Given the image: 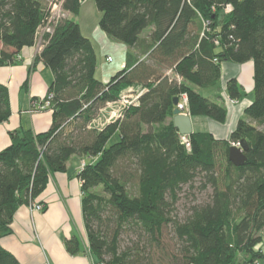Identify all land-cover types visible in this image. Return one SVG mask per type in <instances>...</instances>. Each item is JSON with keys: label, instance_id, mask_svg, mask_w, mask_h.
<instances>
[{"label": "trees", "instance_id": "trees-1", "mask_svg": "<svg viewBox=\"0 0 264 264\" xmlns=\"http://www.w3.org/2000/svg\"><path fill=\"white\" fill-rule=\"evenodd\" d=\"M85 1L100 13L99 30L129 50L124 68L107 83L95 79L94 50L74 20ZM49 3H61L67 18L42 38L33 65L42 64L53 79L47 96L31 103L50 101L51 126L38 134L12 132L0 151V239L11 234L16 211L43 193L49 177L81 156L96 159L78 172L95 264L263 260L264 0H0V68L17 64L20 52L35 45ZM249 61L254 99L229 138L193 132L183 144L172 124L173 99L185 94L189 116L222 124L221 99L199 91L217 84L222 63ZM127 88L144 91L137 106L100 130L90 127L98 110ZM226 91L233 101L243 96L235 79ZM9 116L8 89L0 84V124ZM115 134L118 140L107 146ZM241 141L248 146L246 163L234 167L228 151ZM197 179L200 194L210 189L200 203L191 194ZM183 187L195 202L180 218ZM63 243L69 255L79 253L78 236ZM0 264L20 263L0 245Z\"/></svg>", "mask_w": 264, "mask_h": 264}, {"label": "crops", "instance_id": "crops-1", "mask_svg": "<svg viewBox=\"0 0 264 264\" xmlns=\"http://www.w3.org/2000/svg\"><path fill=\"white\" fill-rule=\"evenodd\" d=\"M79 28L81 34L90 41L82 33L80 25ZM121 48L117 72L124 68L125 56L129 51L127 47ZM39 52L36 46L23 49L17 64L0 68V84L8 89L10 107L8 120L0 124V151L9 145V134L12 132L30 130L38 134L46 132L51 126V112H33L30 109L32 99L47 96L53 79L51 71L42 64L33 65ZM108 58L110 57L106 55L100 64L96 59L95 79L101 83L108 82L117 73L108 66L113 63V60L107 61ZM230 79L236 80L243 95L235 104L230 103L226 91V83ZM200 91H205L206 98H220L227 113L222 124L205 118L208 129L202 133H210L217 140H227L238 120L243 117L245 108L254 99L252 62L222 63L217 84ZM193 118L190 116L192 133L200 132L194 130ZM90 160L74 156L68 161L66 172L49 177L45 190L35 200L43 205V212L30 214L27 206L16 211L10 226L11 234L1 238L0 245L13 254L20 264H95L88 249L81 209V183L78 179L81 166ZM73 235L81 240L80 251L75 256L66 252L63 243Z\"/></svg>", "mask_w": 264, "mask_h": 264}, {"label": "rangeland", "instance_id": "rangeland-1", "mask_svg": "<svg viewBox=\"0 0 264 264\" xmlns=\"http://www.w3.org/2000/svg\"><path fill=\"white\" fill-rule=\"evenodd\" d=\"M51 6L52 5H50V3H49V4H47L46 8L51 7ZM59 10H60V8L57 7V11H59ZM99 18H100V13L97 11L94 2L93 1H85L81 4L79 14L74 18V20H75V22H77L80 25V27L82 29V33L90 39V41L93 45L92 48H94V50H95L96 59H97V61H99L98 64H100L103 60H105V56L107 55L111 58L110 62H111V60H113V63L108 65V66L111 69H115L116 70L115 72H117L118 71V69H117L118 63H119V60L121 58V50H122L121 47H124V49H126V47H125V45L120 44L118 42H115L112 39L108 38L102 31H100L98 29ZM146 31L147 30H145L144 33H146ZM52 33H53V31H52ZM42 38H41V34L39 33V35H37V41L34 45V46H36L37 50H39V51L42 48V41H44ZM38 41H40V42H38ZM108 59H107V61H108ZM167 74L169 77L172 76L170 74V72H168ZM127 89H124L120 93V95L122 96V94H125L127 92ZM204 92L205 91H200V93L203 96H206ZM120 95H119V97H120ZM116 101L117 100L105 103V105L102 106L98 110L97 114L95 115V119H93L91 121L90 127L100 130L107 123L112 122V120L116 121L118 119H121L123 117V113H124L123 111H125L126 109L123 110L124 106H122L121 103L120 104H114V102H116ZM30 104H31V102H30ZM46 111H48V109ZM194 118H193L194 119L193 120L194 121V130L200 131V132H207L208 128H207L206 119L203 117H194ZM183 138L187 139V137H183ZM117 140H118V134H115L109 140V142L107 143V146L114 144ZM183 144H185V143H183ZM78 157L82 158L81 156H78ZM95 160L96 159L93 158L89 162H93ZM83 166H84V164L81 166V168H83ZM199 186H200L199 180L197 179L195 181L194 189L192 190L191 194L194 196L193 198H195V201L200 203L201 201H203L205 199V195H206V193H209L210 189H207L208 192H206V193L202 192V194H200V192L197 189ZM93 191L95 193H97L98 195L102 196V189L101 188H97ZM193 198L190 196V193H188V187H183V189L179 193V202L176 206L177 212H178V215L180 218H182L184 216V214H186V211H185L186 208H188L192 203L195 202V201L194 202L192 201ZM260 249L264 255V241H263L262 245L260 246ZM258 264H264V259L259 261Z\"/></svg>", "mask_w": 264, "mask_h": 264}, {"label": "built area", "instance_id": "built-area-1", "mask_svg": "<svg viewBox=\"0 0 264 264\" xmlns=\"http://www.w3.org/2000/svg\"><path fill=\"white\" fill-rule=\"evenodd\" d=\"M50 5H52V6L48 7L49 17H48L45 25H43V27L40 28V30L38 31V34H37V35H39V33H40L41 38L45 34H51L52 31L54 30V27L57 25V23L59 22L60 19L67 18V14L61 10V3H50ZM57 7L60 8L59 11H57ZM226 11H228V9ZM38 42H40V41H38ZM108 61H110V58L108 59ZM143 92L144 91L141 89L128 88L127 92L125 94H122V96L120 95V97L117 99L116 102H114V104H120L121 103L122 106H124L123 110L127 109L130 106H137L139 97L142 95ZM48 99H50V96H48ZM49 102L50 101H46L45 103L32 102L30 104V109L33 112L45 111L46 109H48L50 107ZM230 103L235 104L236 101L231 100ZM174 109H178L181 114H188L187 97L185 94L180 95V97L178 98V103L174 107ZM183 143L186 144V139H184V138H183ZM230 146L231 147H239V143H231ZM27 208H28L30 214L41 213L44 210L43 205L41 203H37L36 201H32V202L30 201V203L27 205Z\"/></svg>", "mask_w": 264, "mask_h": 264}, {"label": "water", "instance_id": "water-1", "mask_svg": "<svg viewBox=\"0 0 264 264\" xmlns=\"http://www.w3.org/2000/svg\"><path fill=\"white\" fill-rule=\"evenodd\" d=\"M178 103V98H174L172 101L173 107ZM172 124L177 130L178 134L182 137H189L192 134L191 120L188 114H181L178 109L173 110ZM248 150V146L244 141L239 143V147H231L228 151V161L234 167H242L246 163L245 153Z\"/></svg>", "mask_w": 264, "mask_h": 264}]
</instances>
